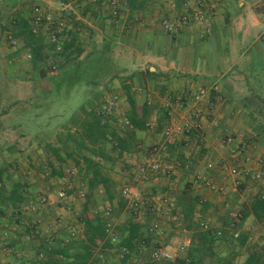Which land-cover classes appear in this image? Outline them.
Returning <instances> with one entry per match:
<instances>
[{
	"label": "crops",
	"instance_id": "crops-1",
	"mask_svg": "<svg viewBox=\"0 0 264 264\" xmlns=\"http://www.w3.org/2000/svg\"><path fill=\"white\" fill-rule=\"evenodd\" d=\"M175 2V10H168L162 0H150L142 9L132 14L123 5L114 6L111 7V11L105 12L106 15L103 14V18L106 19H101L102 22L97 24H93L92 19L89 18L90 14H86L82 19L76 15V11H73L76 15L73 18L70 12L66 13L71 19L85 23L91 40L99 36L103 39L107 33L113 35L109 26L111 18L116 24L115 27L120 28V36L128 37L130 43L128 46L118 37L113 38L111 45H118L119 51L127 50V53L118 54L119 58L116 57V61L121 63L118 75L128 76L126 83L130 85V95L136 106L141 107L146 104L149 107L145 128L135 133V144L147 148L151 145H159L162 140L165 141L162 132L156 134L152 128L146 127V121H151L149 124H155L161 129L166 125L175 126L172 128L173 140L165 151L169 155V162L176 166L175 174L169 180L149 174L146 169L149 156L140 150L124 152L119 158L115 154L112 156L113 162L95 161L96 159L88 152L82 154L98 162L102 174L109 178L115 190L117 188L121 190L124 186L137 188L130 180L137 179L140 170L145 169V180L138 179L140 191L148 190L149 196L169 194L177 206L176 220H168L163 232L168 231L169 234H173L175 227H180L184 223L183 206L179 204V197L188 195L203 200L206 208L201 209L197 205L194 208V216L199 215L200 218H206L208 221H210L209 213L216 211L215 214L220 215L222 220L228 223L229 213L238 210L243 215L239 224L240 236H246L245 244H247V233L251 234L249 229H253L255 225L259 228L263 227L262 223H257L252 215L247 214V209L255 197L264 196V178L252 181L254 174L263 168L261 164L264 160V20L261 17L264 0H175ZM155 3L156 7L153 6ZM86 5H89L87 0L81 2V8L84 10L87 9ZM13 7H7L5 10L14 11L16 8ZM185 12L203 14L206 23L202 25L191 22L187 25H179L171 33L166 32L161 25L162 18L169 17L175 20ZM69 26H73V23ZM8 35L11 34L5 31L0 34V141L3 143L11 141V143L7 148L1 145L0 152H9L20 141L24 143L21 149L23 152H35V149L39 148V152L55 149L64 159V154L59 152L61 146L59 138L66 127H71L72 123H75L70 117L73 112L66 114L61 108L63 104L51 101V97H47L51 88L49 80L41 74L36 65L33 66L30 60L26 62L21 59L22 56L30 54L22 42L15 40L16 46H6L14 40ZM7 37H11L12 40L9 41ZM45 52L47 53L46 49ZM95 56H98V52L89 55L90 60L95 59ZM82 57H85L84 50L79 59ZM128 62H130L128 65H122ZM75 69L67 70L74 72ZM136 78L141 79L139 85L136 83ZM116 82L117 80L113 79L111 87L115 89L113 93L121 97L123 90L120 92ZM95 87L85 85L79 91L86 97L85 94L97 93L103 88ZM159 87L163 90V99L153 90ZM199 89L205 90V95L203 102L196 107L206 111L210 116L202 118L200 132L182 134L180 131L184 119L182 115L185 114V107L190 99L189 94ZM78 95L79 93L76 94ZM124 98L125 103L122 104L120 112L124 111L123 114L127 115L130 106L127 97ZM55 102L60 109L54 105ZM81 104L79 102L78 107H74L75 114L80 112L81 108H78ZM88 105L91 106L90 103ZM85 106H82L83 110L88 112L90 108ZM108 123L111 127L114 126L112 121ZM256 126L263 128L261 131H256ZM76 129V126L71 127L69 131L73 134ZM126 129L129 131V128ZM229 136L233 140L230 145H225L223 141ZM244 141L252 143L253 148L241 152L237 146ZM52 158L47 162L51 170L57 169L63 173L60 177H70L66 175L67 169L56 168L58 165L55 163H59L56 158ZM63 162L70 165L69 158L64 159ZM208 163L214 165L213 170L206 171L205 167ZM220 166L236 167L239 174L229 175L226 171L220 170ZM72 168L75 169L70 167ZM197 171L210 174L215 182L223 187V192H211L194 185L193 175ZM175 181L179 182V191L176 192L173 191ZM77 182L78 180L73 181L75 188L83 186L78 185ZM125 182L130 183L125 184ZM119 184L122 185L118 186ZM98 188L99 193L103 194V189ZM37 192L47 195L50 201L46 211L48 210L52 216L62 215L64 224L67 225L72 213L67 212L66 207H59L54 202L53 189H50V186L46 188L36 186L33 193ZM118 200L114 198L111 202H106L122 212L125 206L119 208ZM73 203L75 204L72 205ZM69 204L73 212L80 209L78 199ZM122 215L127 222L128 214L123 212ZM152 218L151 216L150 219ZM121 221L117 218L116 224ZM144 224L149 223L146 220ZM210 224L216 228L225 225L219 222ZM139 225V231L142 233L144 228ZM184 228H182L183 232L185 230L184 233H187ZM57 231L62 236L65 235L64 229L58 228ZM157 239L158 237L152 239L150 245H155ZM226 240H215L212 250L215 254L214 261L218 257L227 256L223 250ZM245 244L240 246L242 250L240 254L247 252ZM256 253L263 255L264 251L257 250L254 253L248 251L247 255L244 254L243 264H247L248 256ZM239 258L240 255L237 254L229 264H242Z\"/></svg>",
	"mask_w": 264,
	"mask_h": 264
},
{
	"label": "rangeland",
	"instance_id": "rangeland-1",
	"mask_svg": "<svg viewBox=\"0 0 264 264\" xmlns=\"http://www.w3.org/2000/svg\"><path fill=\"white\" fill-rule=\"evenodd\" d=\"M82 1H85V0H0V34H2L5 31V32H8L12 35V33H13L12 30H14L13 29L14 28L13 27L14 20H16V18L21 14H23L24 16L29 18V21H30L31 10L35 6H39V7L43 8L44 10L53 13L55 16H61L65 20L67 29L60 34V36H59L60 42H61V39H63V38H65V39L67 38L70 40L72 37H74L75 40H77V41L74 42V45L70 48V51H68L66 54H64V53L61 55H60V53L56 54L54 51H51L50 49L46 48L47 53L45 52L43 55H41L42 56L41 60L38 61L36 64L37 69L41 72V74L43 72L42 75L44 77H47V79L51 78V76L53 79H55V78L58 79L59 78L58 76L61 72L65 71L67 69H75L77 67V63L80 62L79 56L76 57L74 52L69 54V52L74 50L75 46H77V47L79 46L80 48H83L82 50H84V56H86V57H88L89 55H94V54H96V52H98V56H95V57H97V59H96L97 62H99L100 64L103 63L104 67H105V64L107 62L108 65L106 66V68L110 65L109 72L111 74H109V77H107L106 79H101V81H99L98 86H102L103 88L101 89V91H98L97 93H94L91 91L92 94L91 93H89V95L85 94L86 95V97H85L82 93H80L81 91H79V90L80 89L82 90V88L84 86V80L86 79V77L88 75L84 71H82V73H79V75L75 74L74 76L70 77L71 80L65 81L63 86H61L62 88H60L62 90H65V88H69L71 99H73L71 102L68 101V103H63L61 108H62L63 112L68 114V112H71V111L73 112L74 107L75 108L78 107L79 102H81L83 105H86L87 108H89L88 102L90 101V103H92L96 107V112L98 114H100L101 116L106 118L108 120V122L112 121V123H114V124H112V125H114L112 127H115V130L117 132L124 133L125 131H127V129L125 127H120V126H121V122L123 121V119H126V115L123 114L124 111L120 112V109H122L121 108L122 104L125 103L124 97H126V92L123 90V88L121 89V87L124 85V83H126V80H128L127 79L128 76L118 75L119 74L118 70H120V68H121V63L119 61H116L117 60L116 57L119 58L120 54L127 53V50L121 49V51H119L118 49L120 47L118 45H111V42L114 41L113 38L118 37L121 39V41L125 42V45L128 46L130 44V43H128V37L123 38L122 36H120V33H121L120 28L115 27L116 24H115V22H112V18H111L112 16L111 17L109 16L111 18V21L109 22L110 31L113 32L112 33L113 35H111L112 36L111 37L110 34L107 33L103 39H101V37L99 36L98 38H95V40H97V42H96L93 39L91 40L90 34L87 32V28H85V25H84L85 23H82L79 20H73L66 15L67 12H70L72 14V18L76 17V15H77L79 17H82V19H84V16L86 14H90L89 18L92 19L93 24L101 23L102 22L101 19H106V18H103V14L106 15V13L109 10L111 11V7H114V6L116 7L119 5L121 6L120 1H122V0H92L91 2H88V0H87V3L89 5L88 6L86 5L87 6L86 10H84V8H81V2ZM156 5L157 4L155 3L153 6L156 7ZM7 7L8 8L13 7L14 9L15 8L16 9L14 11H12L11 9H10V11H7V10H5V8H7ZM168 10H169V8H168ZM73 11H76L75 12L76 15L73 13ZM261 14H262L261 17L264 20V6H262V13ZM71 20H72V22H71ZM71 23H73V26L70 27L69 25ZM31 26H32V29H34L32 24H31ZM83 26H84V28H83ZM111 26H114V27H111ZM10 28H11V30H10ZM81 28H83V29H81ZM36 30H37L36 34H39L40 36H42L43 40H44V44H47L48 43L47 33L49 31L46 30L44 28V26H40V27L36 28ZM11 35H8V36H11ZM11 37H7L9 41H10ZM16 44H13L12 42H10V45H6V46L12 47V46H16ZM117 47H119V48L117 49ZM84 58L85 57H82L81 60H83ZM21 59L26 60V62H27V60H30V54H29V56H25V57L22 56ZM99 59H100V61H99ZM88 61H91L90 57H89ZM129 63L130 62H128L127 64L122 63V65L126 66ZM53 66L55 67L56 70H55V72L50 73L49 70ZM62 78H63V80L66 79V77H64V76ZM113 79L117 80L116 85H118L120 92L123 90V93L121 95L122 98L113 93V91H115V89L111 87L112 86L111 81ZM139 81H141V79L136 78V83L138 85L140 83ZM142 81H145V80H142ZM106 85H109V86L106 88L105 87ZM137 87L138 86H136V88ZM153 90L156 91V94L158 95L159 98L163 99V94H162L163 90L160 87L158 89H153ZM103 92H105L106 94H103ZM77 93H79V98H75V95ZM129 94H131V89H129ZM63 95L66 97V94L63 93ZM151 100H152V98H151ZM111 101L114 103L111 107L112 109L107 110ZM190 102H191V100H189L187 107H185L186 108L185 114L182 115V117L184 118V119H182L183 122L185 120L186 121L188 120L189 122H191L190 117L192 116V113H194V112H201V114L203 115V118L210 116L209 113H207L206 111H202L200 108L196 107L195 105H194L195 108L192 106H189ZM54 105H56L57 109H60V107H58L57 102H55ZM118 112H119V114H117ZM199 121L201 122L202 119H199ZM150 122L146 121L147 124ZM146 127L148 129L152 128V130H154V133H156V134H159V133L161 134V132L163 133V130H166L167 128L172 129L175 126L166 125V127L161 129V128H158L157 125H155V124H152V125L149 124ZM70 128L71 127L66 129L64 131V133H62V134L64 135L66 132H70L69 131ZM10 143H11V141L6 142V143H3L2 141H0V146L3 145L2 146L3 148H7L8 147L7 145H9ZM60 143H61L60 144L61 146L59 148V152H61V154H64L65 152H71L74 155V157L69 158L71 160L70 165H68V164L66 165L64 162L62 164L59 163L60 165L55 163L56 165H58V166H56V168H64V170H66V169L68 170V168L70 169V167H74L73 166L74 160L79 159V167L81 169H79V167L76 166L74 169L75 170L74 175H71L70 177L66 176L62 179H59V181H58L56 179V177L53 174H51V171L49 170V165L47 163L48 160H50L53 157V153H52L53 151L50 149H45L44 151L39 152V150H40V148H39V149H35V152H23L21 149L24 147V143L18 141L17 145H15L13 148H11L9 150V152H0V169L4 168L9 173V177H7L5 175L2 176V181L4 182L6 188H10V186L13 184V182L15 180L23 182V181H25V179L30 180V181H28V183L31 184L30 187H32V186L36 187L37 186L40 188H46V187L50 186V189L52 188L54 191V197L55 198L53 200H54V202L57 203V205L60 204L59 201L57 200V196H56L58 191H65L66 192V194L68 196V203L73 202V201H77V199H78L80 202V206H79L80 209H78L77 211L74 210V212H73V209H69V211H67V212L72 213L70 215V219L67 221V226H69V229L71 230V232L75 233V235L72 238H77L78 236H80L79 238H81L83 230H82L81 223H79V220H80V217L82 216V209H83V203H84V197L83 196L86 193H88V189L85 188V186H86L85 180L87 178H85V172H82L83 169L85 168V163L83 162V160H81L79 158L78 155H76L74 153L76 151L74 150L72 143H68V142H60ZM225 145H227V144H225ZM152 146H155V145L148 146L147 148L142 147V146L140 147V145H137L135 147L136 149L134 151L140 150L142 152H146V154L148 155L147 152L150 151ZM104 148L107 152H111L110 151L111 150L110 149L111 148L110 143H106ZM252 148H253V144L249 143L248 150H251ZM165 149L161 150L160 152H165L166 151ZM77 152H85V151L80 150ZM167 156H169L168 153H167ZM150 161L151 160H150V156H149V161L147 162L146 167H148V164ZM45 166L47 167V170L51 174V176L49 178L48 177L46 178L42 173ZM55 170L57 171V169H55ZM67 170H66V173H67ZM80 170H81V173L79 172ZM145 172H146V170L144 171V174H145ZM149 174H151V173L149 172ZM175 178H176V175H175ZM74 180H76V181L78 180L77 184L80 186L81 185H83V186L75 188L73 186ZM143 180H145V179H143ZM253 180H255V179L252 178V181ZM130 182L134 183L133 185L137 186V189H139L138 191L143 196V199L145 201L146 206H148V200L151 197L147 193L148 190L142 189V191H140L141 189L138 187V185H139L138 179L133 178V180H132V178H131ZM130 182H125V184L130 183ZM173 184H174L173 185V191L176 192L179 188V182L175 181ZM121 185L122 184H119L118 186H121ZM35 187H33V188H35ZM68 191H69V193H68ZM81 194H83V196H81ZM41 195H43V197H45L46 200H48V205H43V206L37 205L39 207L37 211H33L34 209L32 207H34V205L32 204V202H30V203L26 204L24 206V208H22V210H23L22 212L26 213L25 215L20 214V215L13 216V214H11L10 210L6 211L3 215H0V241L3 240L5 238V236H7V237L11 236V238L13 240H14V238L17 239V241L13 242V245L15 243L16 246H20V244L23 242V240H22V242H20V240L18 241L17 237L18 236L21 237V235L24 233V231H25L24 228H26V224H28L29 221H32V222L40 221L39 226L41 228H43L44 231L47 230L49 228V225L52 223L53 224L56 223L57 224L56 226L58 228H60L59 222H55V221L57 219L61 220L62 215L52 216L50 213H48V210L46 211V208L49 206L50 201H49L47 195H45L43 193H41ZM71 195H73L75 198L73 199V197ZM34 202H36V201H34ZM75 203H73L72 205H74ZM37 206H35V210H36ZM60 206H62V205H59V207ZM68 206L70 207V204H68ZM106 207H109L111 209L112 216H113L115 221L117 218H120V220H122L118 224V226H122L123 223L125 222L124 220H126L125 216H123L122 213L124 212V214L127 215V211H125V210H123L122 212L118 211L117 208L108 204L104 198V195L99 193V191H97V190L94 193L93 198L91 199L90 209H89V211H87V214H88L87 216L90 218H93V216L100 217V216H102L103 211ZM215 213H216V211L213 213H209L210 221L206 220V218H204V219L200 218V220L205 221V222H209V223L219 222L221 225H222V223L225 224L224 225L225 227L224 226L220 227V228H224V229L226 228L225 231L223 230L224 236L222 238L225 240V239L229 238L228 230H227L229 223H226L224 220H222V217L220 215L215 214ZM156 215L158 216V219H160V222L164 228V225L168 223V219L166 217H163L161 215V213L160 214L157 213ZM156 215L152 216L151 214L146 213L143 216V219L147 218L146 219L147 223H150L153 221V219H155V218L157 219ZM151 216L153 217L152 219H150ZM146 220H144V221H146ZM195 220L197 221L196 217H195ZM18 221L20 222L19 223L20 227L17 228V222ZM182 228H184V224L181 225L180 227L176 226L175 232H174L175 234L174 233L169 234L168 231H165L163 233V235L161 236L162 238L161 239L158 238V241H160V243L167 242V244H173V246H175V248L178 247L179 244L182 242V240H184L185 238H189V236L191 235L189 231H187V233H184ZM168 229H170L169 226H168ZM249 230H250L251 234L248 235V233H247V236H248L247 244H245V247L247 248V252L251 251V253L252 252L254 253V252H257V250H263L264 251V230H263V227L259 228L257 225H255L253 227V229H249ZM119 232L120 231H118V233ZM29 236H30V239L32 241L31 246L33 248V246H35L36 243H39V241L36 238V235L33 236V233H29ZM68 237L71 238L69 235H68ZM119 240H121L120 235H119ZM226 241H225L223 250L225 251L227 256L226 257H218V258H216L215 261L213 259H212V261L215 264H228V262L231 263V261L235 258V256L237 254H239L240 255L239 259L242 260L240 262H242V264H243V259L245 257L244 254L247 255V252L244 251V253L240 254V252L242 250H240L241 247L238 244V240L233 241L231 239H227ZM100 244L101 243H99V245H98L99 247H97L93 250V256L98 258L103 263L105 262L107 264H153L152 261L150 260V258L147 257L145 252L143 253V252L136 251V250H135V254H132L131 257L128 258L127 263H121L118 260L119 255L116 254V250H117L116 246H112V247L102 246L101 247ZM32 248H30L32 251L25 249L23 251V253H26L25 254L26 256L27 255L32 256V252L34 249V248L33 249ZM28 252H29V254H28ZM186 254H187V251H186V253L181 254V256L184 258L186 256ZM256 254H259V253H256ZM0 256L6 262L12 261L13 264L18 263V261L15 259L16 257L14 258L15 255L13 256L12 253L10 252V250H1ZM26 256H25V259L32 258V257H26ZM28 259H27V262H29ZM205 260H209V259L207 258ZM261 260H262V262L260 264H264V254L262 255Z\"/></svg>",
	"mask_w": 264,
	"mask_h": 264
},
{
	"label": "trees",
	"instance_id": "trees-1",
	"mask_svg": "<svg viewBox=\"0 0 264 264\" xmlns=\"http://www.w3.org/2000/svg\"><path fill=\"white\" fill-rule=\"evenodd\" d=\"M149 1L150 0H122L120 2L121 5H123L124 8H127L130 11V14H132L134 11L142 9ZM114 12L116 14V10ZM13 27L14 30H12V38L16 41L22 42L24 47L29 50L30 60L33 66H35L37 62L41 60V55L44 53L46 48L50 49L51 51L53 50L52 45L49 43L44 44L43 37L33 32L29 18L23 14L19 15L16 20H14ZM75 41L77 40H75L74 37H72L70 40L67 38L61 39L62 52H60V55L63 53L66 54L68 51H70V48L74 45ZM73 52L75 53V56L78 57L82 54L83 50L79 46H75L74 50L69 52V54ZM96 59L97 57L92 61H88L89 56H85L83 60L80 59V62L77 63V67L74 72L65 70L59 74L58 79H53L52 76L51 78H48L51 88L50 92L47 94V97H51V101L54 100L60 104H63V102L68 103V101L71 102L73 99H71L70 96V89L65 88V90H62L60 88H62L61 86H63L65 81L71 80L70 77L74 76L75 74L79 75V73H82V71L86 72L88 75L84 80V86L92 85L97 87L99 85V81H101V79H106L110 74V65L106 68L108 65L107 62L104 67V64H100ZM148 72L149 71H147V73ZM63 76L66 77L67 80H63ZM129 86L130 85L125 83L122 86L123 90L126 92L127 102L130 106V109L126 115V120L130 125V128L128 129L129 131H125L122 133L123 135L119 134L115 128L111 127L106 118L96 112V107L89 101L88 103H90L91 106L89 105L90 110L88 112L83 110V104H81L78 108H81L79 110L80 112L75 114L76 111H73L72 115L70 116L75 120V123H72L71 125V127H77L75 133L71 134V132H66L64 135L60 133L59 141L72 143L74 150L76 151L74 153L78 155L79 158L85 163V168L82 172H85V178H87L85 182L88 193L83 196L84 203L82 216L79 220L83 230L81 238H79L80 236L77 238H72L75 233L71 232L69 226L65 225L62 219L59 225L60 228L65 230L64 236L58 233V227L56 226V223L50 224L49 228L44 231V229L39 226L40 221H29V223L26 224V228H24V233L21 235V237H17L18 241L20 240V242H22L23 240L20 246H16L15 243L13 245V242L17 241V239L14 238L13 240L11 236H5V238L0 241V251L10 250L12 255H15L14 258L16 257L15 259L18 261L16 264H107L105 262H101L98 258L93 256V250L99 247V243H101V247L113 246L108 240H105L104 225L106 218L103 216V214L100 217L93 216V218H90L87 216V211L90 209L91 199L93 198L96 190L98 191V187L103 189L102 191L104 198L107 202H111V200L116 198L119 199L117 202L119 208H123L125 206L124 201H122L123 198L121 197L119 188L115 190L109 178L102 174L101 169H99L100 166L98 162L95 161L113 162L112 156H115V154L117 158H119L122 153L130 152L136 149L135 147L137 145L135 144V133L136 131H141L145 128L144 124L145 119L149 114V107L146 104H143L141 107L136 106L135 101L129 94ZM63 93L66 94V97L63 95ZM75 98H79V95H75ZM83 115L84 117H82ZM66 128L68 129L69 127ZM262 128V126L255 127V129H257L256 131H261ZM106 143L111 144V152H107L105 150L104 146ZM80 150L88 152L91 157H94L96 160L94 161L87 158L82 154V152H77ZM52 151L53 157L54 159L56 158L58 163H62L64 159L74 157L71 152H65L63 159L58 154V152L55 151V149ZM73 166L79 167V159L74 160ZM79 169L81 168L79 167ZM49 170L58 181L59 179L63 178V176L60 177L63 173L56 171L55 169L51 170L50 167ZM79 172L81 173V170ZM42 173L46 178L51 176L46 166ZM3 175L9 177V173L4 168L0 169V215H3L8 210L11 211L13 216L20 214L25 215L26 213L22 212V208H24V206L30 202H32L34 205L33 211H37L39 205H48V200H46V198L43 197L40 192L32 193L34 189L33 187L35 186L30 187L31 184L28 183L30 180L25 179L23 182L15 180L10 188H6L4 182L2 181ZM199 200L200 198H193L189 197L188 195L179 197V204L183 206L182 215L184 221L183 224L185 227L184 229L189 231L191 234V245L187 250L186 256L184 258L175 259V261L171 262L152 261L153 264H202L207 258L209 261L213 262L212 259L215 258V254L212 250L216 239L212 236L211 232L201 231L197 223L198 221L194 219V208L197 205L200 206L201 209L206 208L204 202L199 205ZM40 201L42 202L40 203ZM59 205H62L64 208L66 207V211H69L70 209L69 206H63L62 203ZM35 206H37L36 210ZM67 207H69V209ZM247 214L252 215L257 223H262L264 221V196H257L250 202L247 209ZM58 220L60 219H57L55 222H58ZM19 223L20 222L18 221L17 228L20 227ZM115 228L117 231H120L118 234L122 237V239L119 240V244L116 246V254H120L119 248L121 247H124L128 250L127 254H124L122 258L118 259L119 262L127 263L128 258H130L132 254H135V250L143 253L145 252L147 257L150 258V245L148 243L149 240H152L156 237H149V240H147V248H144L139 243L142 233L139 231L140 225L137 222L133 221L131 218L129 220L128 218V221L124 222L122 226H118V224H116ZM29 233H33V236L36 235V238L39 241V243H36L35 246H33L34 249L31 246L32 241L30 239ZM68 235L71 238H69ZM245 241L246 236L241 235L238 239V244L242 246L245 244ZM158 242L160 243V241L157 239V242H155L156 246H159ZM163 243L167 244V242ZM30 248L33 249L32 256H26V253H23V251L25 249L31 250ZM25 256L32 258H27L29 261L27 262ZM261 258V254H252L248 256L247 264H260L262 262ZM229 263L230 262H228V264ZM0 264H13V262H6L0 256Z\"/></svg>",
	"mask_w": 264,
	"mask_h": 264
},
{
	"label": "built area",
	"instance_id": "built-area-1",
	"mask_svg": "<svg viewBox=\"0 0 264 264\" xmlns=\"http://www.w3.org/2000/svg\"><path fill=\"white\" fill-rule=\"evenodd\" d=\"M163 4L171 9L175 10L176 8V2L175 0H162ZM30 23L33 25L34 29L33 32L36 33V28L40 26H44L46 30L49 32L47 33L48 37V43L53 46V50L55 53L62 52V45L59 40V36L62 32H64L67 27L65 20L61 16H55L53 13L48 12L44 10L43 8L39 6H35L31 10L30 15ZM175 20L164 17L161 20V25L165 29L166 32L171 33L173 32V29L178 27L179 25H187L191 22H197L199 24H205L206 19L201 13H194V14H188L183 13L177 16ZM12 40V38L10 39ZM13 44H16L15 40H12ZM55 67L50 68V73L55 72ZM205 95V90L199 89L196 92H191L189 94V97L191 100L190 105L195 108V106L202 103ZM114 103L111 101L109 104L107 110L112 109V105ZM195 105V106H194ZM203 115L201 112H194L192 113V116L190 117L191 122L188 120L182 122V126L180 128V131L182 134H189L191 132H200L201 130V122L199 119H202ZM146 124V126H148ZM120 127L130 128V125L126 119H123L121 122ZM166 129V128H165ZM163 137L165 141H162L159 145L152 146L148 153L150 156V162L148 164V167L146 169L153 174L154 176H161L169 180L174 174L176 170V166L172 165L167 156V152H160L161 150H164L168 144H170L173 140V134L174 129H166L163 130ZM232 137H227L223 143L230 145L232 142ZM249 142H240L238 144V148L241 152H244L248 149ZM166 150V149H165ZM263 165V166H262ZM261 166L263 167L261 170L257 171L253 178L255 180H261L264 178V160L262 161ZM206 171H210L214 169V165L212 163H208L205 167ZM220 170L226 171L227 174L232 176H237L239 174V170L236 167L226 168L225 166H220ZM144 171L145 169H141L140 173L137 174V179H144ZM75 170L72 168L70 170H67L66 175H74ZM193 184L197 185L198 187H203L211 192H223V187L219 186L213 177L210 174H207L205 172L197 171L193 175ZM121 197L123 198V201L125 203V211H127V214L129 215V218H131L133 221L138 222L142 225L144 228V231L142 232V237L139 240V243L142 247L147 248V240H149V237H158L161 238L163 235V226L160 222V219H158L157 213L166 217L168 220H176L177 218V206L175 204V201L171 196L168 194H155L151 196L148 200V206H146L145 201L143 199V196L140 194V192L137 190V188H131L124 186L120 190ZM57 200L63 204V206H68V196L65 191H58L57 194ZM83 196V194H81ZM44 200V199H42ZM42 201H40L41 203ZM203 202L202 199L199 200V205ZM34 208V207H32ZM149 213L152 216H157V219H153L152 222L149 224H144L143 216ZM103 216H105V225H104V232H105V240H108L111 245L117 246L119 244V234L116 230V221L114 220L112 216V211L109 207H106L103 211ZM197 223L199 226V229L201 231H209L211 232L212 236L215 239H221L224 236V228H216L213 227L210 223L200 220V216L196 215ZM242 214L238 210H232L229 213V225L227 227L229 239L235 241L238 240L240 237V229L239 224L242 222ZM59 224L61 223V220H58ZM263 224V230H264V221ZM226 229V228H225ZM184 232H186L184 230ZM149 240V245H150ZM191 245V239L185 238L182 240V242L179 244L178 247L175 248L173 244H164L160 243L159 246L157 245H150L149 248V257L150 260L153 262H168V261H175V259L183 258L181 254L186 253L188 248ZM119 258H122L124 254L128 253V250L124 247L119 248ZM202 264H213L209 260H204Z\"/></svg>",
	"mask_w": 264,
	"mask_h": 264
}]
</instances>
